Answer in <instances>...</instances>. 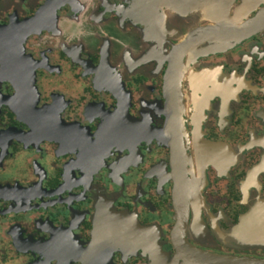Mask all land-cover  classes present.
Instances as JSON below:
<instances>
[{
  "label": "flooded vegetation",
  "instance_id": "af4514ba",
  "mask_svg": "<svg viewBox=\"0 0 264 264\" xmlns=\"http://www.w3.org/2000/svg\"><path fill=\"white\" fill-rule=\"evenodd\" d=\"M0 264H264V0H0Z\"/></svg>",
  "mask_w": 264,
  "mask_h": 264
}]
</instances>
